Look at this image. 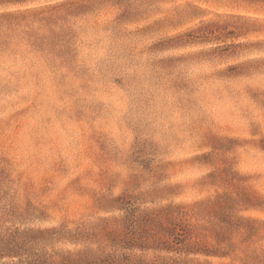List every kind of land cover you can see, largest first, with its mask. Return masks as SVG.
I'll return each instance as SVG.
<instances>
[{"label": "rangeland", "instance_id": "rangeland-1", "mask_svg": "<svg viewBox=\"0 0 264 264\" xmlns=\"http://www.w3.org/2000/svg\"><path fill=\"white\" fill-rule=\"evenodd\" d=\"M123 202L227 252L147 263L264 264V0H0V234L97 256Z\"/></svg>", "mask_w": 264, "mask_h": 264}, {"label": "trees", "instance_id": "trees-1", "mask_svg": "<svg viewBox=\"0 0 264 264\" xmlns=\"http://www.w3.org/2000/svg\"><path fill=\"white\" fill-rule=\"evenodd\" d=\"M16 1L20 2V0ZM247 207H255V204H249ZM117 208L123 211L122 217L102 219L100 223L102 231L99 239L106 245H111L114 248L112 251L103 252L97 256L90 255L88 251L47 254L38 251L36 244L51 243L55 238L61 237L62 233L58 229L16 228L0 234V260L8 259V262L3 264H155L135 257L132 252L163 250L186 255L198 253L218 257L227 255V252L222 250H201L187 242L193 230L188 223L178 218L179 214H187L182 205L168 204L159 209H146L139 213H137L138 207L130 202H123ZM157 212L165 216L167 224L157 220L155 217ZM113 222L120 223L118 230L109 229V225ZM140 225H153L156 233L162 234L166 239L150 242L149 232L143 234L137 230ZM15 258L16 262H14ZM172 261V263L164 262L163 264H180L177 260Z\"/></svg>", "mask_w": 264, "mask_h": 264}]
</instances>
